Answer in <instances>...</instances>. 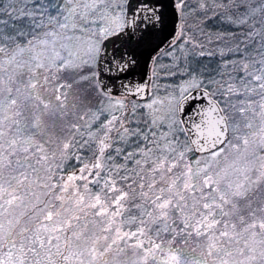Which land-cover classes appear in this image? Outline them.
I'll return each mask as SVG.
<instances>
[{"label": "snow or ice", "instance_id": "obj_1", "mask_svg": "<svg viewBox=\"0 0 264 264\" xmlns=\"http://www.w3.org/2000/svg\"><path fill=\"white\" fill-rule=\"evenodd\" d=\"M0 264H264V0H0Z\"/></svg>", "mask_w": 264, "mask_h": 264}]
</instances>
